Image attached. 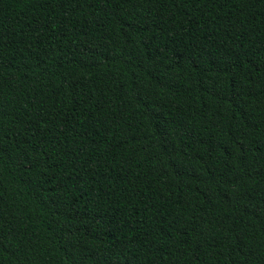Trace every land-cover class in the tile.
<instances>
[{"label": "trees", "instance_id": "1", "mask_svg": "<svg viewBox=\"0 0 264 264\" xmlns=\"http://www.w3.org/2000/svg\"><path fill=\"white\" fill-rule=\"evenodd\" d=\"M0 264H264V0H0Z\"/></svg>", "mask_w": 264, "mask_h": 264}]
</instances>
